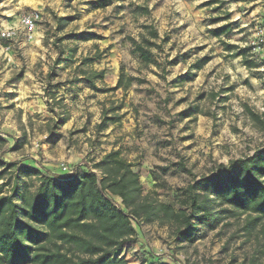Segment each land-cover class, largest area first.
Listing matches in <instances>:
<instances>
[{
  "label": "rangeland",
  "instance_id": "1",
  "mask_svg": "<svg viewBox=\"0 0 264 264\" xmlns=\"http://www.w3.org/2000/svg\"><path fill=\"white\" fill-rule=\"evenodd\" d=\"M30 1L49 3L48 9L76 18L58 30L51 15H45L44 20L50 21L46 20V48L41 55L60 62L52 75L42 69L47 67L38 62L34 65L37 86L29 85L30 76L19 69L21 65L11 67L5 54H0V107L21 106L23 101L35 99L8 97L11 91L6 88L16 83L33 88L32 95L41 92L37 104L49 112L37 114L35 129L29 130L30 143L16 153L31 158L62 149L72 155V150L81 151L87 142L83 164L92 165L106 152L119 149L134 163L145 190L177 207L180 188L215 172L220 164L264 148V128L245 109L264 112V0H110L109 7L95 12L92 0H7L3 6L10 10L16 6L12 10L18 18ZM225 15L227 19L215 21ZM227 22L232 24L229 34H211L212 28ZM146 25L159 34L151 39L156 42L151 54L158 65L147 64L132 51L130 38L141 40L142 34L150 38ZM82 31L99 37L87 41L67 37ZM74 46L78 49L71 55ZM236 47L247 49L251 66L241 56L231 55ZM15 50L14 58L26 57L23 50ZM205 57L208 61L196 68L194 64ZM85 58L95 59L84 63ZM83 71L87 75L104 71V77L94 79V88L77 76ZM191 74H195L192 79L185 77ZM119 78L122 87L109 89ZM71 106L76 108V117H85L80 112L87 110V126L59 132L50 122L38 120L53 112L57 118H65ZM105 112L111 119L99 128ZM52 132L60 137L65 133V144L37 141ZM33 139L37 142L32 145ZM6 147L3 158L11 161L5 156ZM245 219L246 215L224 217L214 228L199 223L192 239L177 236L170 225L135 222L138 245L128 258L141 264H264V220L249 229Z\"/></svg>",
  "mask_w": 264,
  "mask_h": 264
},
{
  "label": "trees",
  "instance_id": "2",
  "mask_svg": "<svg viewBox=\"0 0 264 264\" xmlns=\"http://www.w3.org/2000/svg\"><path fill=\"white\" fill-rule=\"evenodd\" d=\"M108 3L91 2L95 9ZM142 9L149 13L147 8ZM227 18L228 15L218 16L215 21ZM72 19L58 18L57 29H64ZM231 26L227 22L210 32L221 37L229 34ZM144 27L150 38L144 34L141 40L130 38L132 51L147 64L158 65L151 54L156 42L151 39L159 34L151 26ZM67 37L89 40L99 36L82 31ZM236 48L231 55L241 56L251 66L247 49ZM208 59L194 66L201 68ZM194 75L185 77L192 79ZM103 77L104 71H93L87 81L95 88L94 79ZM121 87L119 78L109 89ZM245 109L264 128V112H255L248 106ZM109 119L105 112L98 127L103 128ZM7 142L0 133V264H141L121 255L122 249L136 239L131 218L138 223L170 225L177 236L186 239L196 235L199 223L214 228L224 217L246 215V225L253 229L264 220V148L227 165L220 164L215 172L180 188L176 207L145 190L134 163L119 149L106 152L92 165L77 168L67 176H57L32 165L5 160ZM117 201L120 206L115 204Z\"/></svg>",
  "mask_w": 264,
  "mask_h": 264
},
{
  "label": "crops",
  "instance_id": "3",
  "mask_svg": "<svg viewBox=\"0 0 264 264\" xmlns=\"http://www.w3.org/2000/svg\"><path fill=\"white\" fill-rule=\"evenodd\" d=\"M6 2L7 0L0 2V13H5L4 19L6 22L8 20L14 21L17 19V13L16 11L14 12V10L12 9L14 8L17 9V7L15 6L14 8L10 10V8L3 6L6 4ZM108 2L109 3L106 7H101L97 9H95L93 5L91 4L92 12H95L99 9L100 10L106 9L111 4L110 0H108ZM47 5H51V4L49 3L44 4V2L39 3V1H37L36 3H33L32 1L26 2V5L24 7L27 10L25 12L38 10L40 13L43 14V18H42L43 20H41L37 26V38L34 42H28L22 38L17 39L10 54L15 55V52H16L15 49L18 47L20 50H23V52L27 54L26 57L22 60L21 58H18V57L14 58L13 55H11L10 62H7V63L5 62L8 65H12L11 67H17V66L19 67L21 65L19 69L21 70L24 68L26 75L30 76L31 83L29 85H32V87L37 86V83H38V81L35 78L38 72L37 70H35V67H34L35 64L37 65V62L38 64L43 65L44 67H47V68H42V69H45V73L47 75H52L53 70H54V65L60 62L59 58L57 60L54 59L50 61V60H46L41 55L43 54V51H45V48H46V43L44 42V37L45 35H47V31H48L46 20L50 21V18L44 20L45 15L46 17H48L47 14L51 15V18L54 19L53 23L55 27L58 26V19H55L56 15L59 16V18L66 17V16L73 17V19L68 22V25L65 28L70 26L71 23H73L76 18L64 12L57 14L54 10H51L50 8L48 9ZM55 9L57 10V8ZM73 34H76V33L74 32ZM71 38L75 39L76 41H80L79 39L75 37H71ZM81 41H87V40H81ZM74 48H75V51L74 52L71 51V49H74ZM77 49H78L77 46L70 48L71 55H75L77 52ZM0 54L2 55L4 54V52L0 51ZM2 60L4 61L6 60V58L4 57ZM76 63L79 64L81 62H76ZM84 63H87L85 59H84ZM2 64L4 65V63ZM5 70L9 71L11 69L10 68L7 69L6 67ZM77 76L79 77L80 80H84L87 82V72L83 71V73H78ZM6 89H9V91H11L7 93V96L11 97L12 99L17 98L19 96H23V95H25L27 98H35V99H31V100L27 99L26 101H23L24 103L21 106L16 105V107H13V104H11L9 107L7 106L0 107V133L3 136H5L8 140L5 156L8 155L10 157L9 159L11 161L17 162L18 165H32L40 169L43 172L57 175V176H67L71 174L77 168H84L85 165L83 163L85 162L84 156L85 154H87V150H86L87 142L84 143V147L81 151L76 152L72 150L71 151L72 155H67L66 152H64L62 149H59V152L52 153V154H50L49 151H46L41 157L39 155H32L31 158L30 157L28 158L24 156L23 154H19V152L18 153L15 152L17 150L23 149L24 146H27L30 143V131L29 130L30 128L35 129L34 121L38 117L37 114L43 111H46L47 113L49 112L43 107V105L41 106L37 104L38 98L39 100H42L43 96L41 92H37L35 93V95H32L33 88L19 87V84H16V83L15 84L13 83L12 87L6 88ZM75 109L76 108L74 106L69 107L67 109V112H68L66 114L67 117L62 118V119L57 118L53 112V115L47 117L45 120H42V119H38V120L43 121L45 124L50 122L52 127L57 128L59 132L63 131V129H70L72 127H78V125L80 127L87 126V120H86L87 110L80 112L81 115L85 112L84 114L85 117L81 118V116L76 117V115L74 114ZM20 113H22L23 117L20 115ZM63 115H64V112L62 113V116ZM27 119H29V123L27 122ZM62 134L63 136L60 137L58 133L56 134L52 132L50 133V135L48 134L47 136H44V135L42 136L46 138L45 140H42L41 136H39V138H37L38 139L37 141L39 142L41 141L42 142L41 144L43 145H48L50 140L52 141L57 140L56 145L62 146L63 144H65L63 140L66 138L64 135L65 133H62ZM55 135H57V137L59 136V139L58 138L56 139ZM69 138L70 137L68 135L67 143L70 142ZM37 141L36 139H33V141L31 142L32 145L36 144L34 142H37ZM63 162L67 164L65 165V168L64 166H61ZM134 242H131L132 245L124 247L121 251V255H123L128 260L130 259L128 258V256H131V253L134 251L133 250L135 248L134 245L137 244L136 241ZM133 263H137V262H133Z\"/></svg>",
  "mask_w": 264,
  "mask_h": 264
},
{
  "label": "built area",
  "instance_id": "4",
  "mask_svg": "<svg viewBox=\"0 0 264 264\" xmlns=\"http://www.w3.org/2000/svg\"><path fill=\"white\" fill-rule=\"evenodd\" d=\"M42 20V15L38 10H33L21 14L16 20L7 22L4 16L0 13V51H3L8 61L11 60V51L17 39H25L28 42H34L37 38V26ZM263 29H260V33ZM65 168V166H64ZM120 206L119 202H115ZM135 223L137 220L131 218ZM158 264H172L167 262H160Z\"/></svg>",
  "mask_w": 264,
  "mask_h": 264
}]
</instances>
